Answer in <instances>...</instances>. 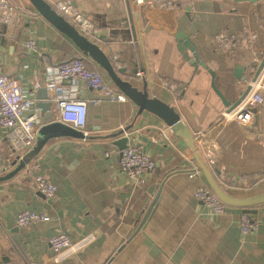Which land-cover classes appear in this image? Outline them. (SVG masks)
Wrapping results in <instances>:
<instances>
[{
	"label": "crops",
	"instance_id": "crops-1",
	"mask_svg": "<svg viewBox=\"0 0 264 264\" xmlns=\"http://www.w3.org/2000/svg\"><path fill=\"white\" fill-rule=\"evenodd\" d=\"M46 1L90 35L124 71L122 77L134 79L139 89L146 81L149 96L171 106L193 137L206 133V126L238 101L264 57L251 53L252 47L264 46V0ZM9 2L28 20L14 29L0 23V51L10 79L24 86L42 82L46 64L82 58L26 0ZM11 36L34 39L37 47L18 51ZM64 88L88 104L81 131L92 138L53 139L19 174L0 182V264H264V204L251 208L254 214L240 207L210 213L193 196L208 188L203 173L194 159L179 162L185 142L161 120L147 112L136 117L137 107L128 100L94 108L90 103L101 99L97 92L82 84ZM254 112L248 129L228 124L212 132L214 164L200 156L220 188L242 201L264 196V101ZM48 114L60 122L53 107ZM134 119L125 147L140 146L156 166L140 195H134V183L120 167L122 150L112 146L119 138L104 139ZM40 137L38 131L36 143ZM19 151L14 133L0 125V176L12 170L8 163ZM37 175L55 185L52 198L38 191ZM159 189L156 205L135 234ZM123 195L135 196L136 206L117 219ZM26 210L48 221L17 227V215ZM244 215L256 231L242 232ZM54 233L67 234L72 250L54 254L49 245Z\"/></svg>",
	"mask_w": 264,
	"mask_h": 264
},
{
	"label": "built area",
	"instance_id": "built-area-1",
	"mask_svg": "<svg viewBox=\"0 0 264 264\" xmlns=\"http://www.w3.org/2000/svg\"><path fill=\"white\" fill-rule=\"evenodd\" d=\"M76 19L81 20L80 15H77ZM0 23L14 29L20 24L26 26L28 20L21 16L9 0H0ZM82 24L81 26L86 30L88 25H85V21H82ZM10 38L18 51H34L37 47L34 39L14 36ZM251 53L254 57L264 55V46L252 47ZM46 65L48 67L42 82L24 86L8 77L0 51V125L14 133L20 148L19 158L31 151L36 143L37 132L43 126V120L40 117L41 109L38 107L40 100L37 91L39 89L46 90L47 101L51 104V109L53 107L57 111L60 123L78 131L83 130L86 125L88 104L77 100L74 94L66 92L65 84H82L97 92L101 99L90 103L94 108H98L104 102L125 103L127 101L123 94L114 91L109 86L100 72L88 69L85 61L80 58L57 65ZM246 82L245 95L233 105L223 109L216 123L206 126V133H198L194 137L192 146L182 149L180 163L191 162L193 153L197 151L200 156L206 157L207 164H214L217 146L212 132L228 124L237 125L241 129L249 128L257 117L254 111L264 101V64L259 73L254 74ZM119 164L123 172L134 183L133 190H136L134 195L142 194L143 181L155 173L156 166L153 159L140 146L130 143L121 151ZM194 171L199 172L197 168ZM34 180L38 191L46 198H52L55 195L57 190L55 185L46 178L37 175ZM193 196L214 215L223 214L230 209V206L224 204L209 187L198 189ZM120 200L122 206L114 213L117 219L136 206V199L133 195H123ZM47 221V216L33 210H26L17 215L15 225L24 228L35 222ZM240 225L244 234L256 231L255 224L246 215L241 217ZM88 239H91V236L78 242L83 243ZM49 245L54 254L60 255L64 251H71L74 243L67 234L54 233L49 237Z\"/></svg>",
	"mask_w": 264,
	"mask_h": 264
},
{
	"label": "water",
	"instance_id": "water-1",
	"mask_svg": "<svg viewBox=\"0 0 264 264\" xmlns=\"http://www.w3.org/2000/svg\"><path fill=\"white\" fill-rule=\"evenodd\" d=\"M26 1L47 23H49L54 29L64 35L72 43L73 47L77 49L83 59L89 60L92 64H94L106 78V80L109 81V83H111L118 91H120L128 101L137 107L136 117L143 112H147L155 116L170 129L174 137L183 140L186 147L192 146L194 143V137L185 128L171 106L156 99L155 97L149 96L146 89V81L143 80L142 88L139 89V87L136 86V81L134 79L126 76L122 77L121 75L124 73V71L116 69L114 64L103 52L100 46L94 40H92L91 36L82 33L73 23H71L64 15L54 9L46 0ZM263 64L264 58L261 61L260 66L257 68L255 75L259 73ZM37 95L40 100L38 107L41 109V113L44 114L43 126L39 130L41 137L37 141L36 145L31 149V151L26 153L24 156L19 158V156L16 155L14 159L13 157L11 158L8 166L11 167L12 170L6 175L0 176V182L8 181L19 174L35 157L39 155L44 146L53 139L69 137L87 140L92 138L86 137L81 131L75 130L56 121L52 115L48 114L51 111V104L47 101L45 89H39L37 91ZM244 95L245 91L238 100H240ZM134 122L135 119L129 127H125L124 129H121L104 139L109 140L119 138L112 143V146L118 148L119 150H123L128 142V137H125V133H127L128 130L132 128ZM193 159L196 161L198 168L203 173L208 187L224 204L230 207L244 208L245 214H254L255 211H252L251 208L264 204V196L244 201L233 199L223 189L220 188L208 170L207 166L201 161L200 155L197 151L193 153ZM160 192L161 189L158 190L150 206L144 213L141 221L138 224L135 234L145 224L146 219L149 217L153 207L156 205L157 200L160 197ZM132 236L133 234L131 237Z\"/></svg>",
	"mask_w": 264,
	"mask_h": 264
},
{
	"label": "trees",
	"instance_id": "trees-1",
	"mask_svg": "<svg viewBox=\"0 0 264 264\" xmlns=\"http://www.w3.org/2000/svg\"><path fill=\"white\" fill-rule=\"evenodd\" d=\"M76 59V58H73ZM81 59V58H80ZM83 60V59H82ZM85 61V60H84ZM86 67L91 70V68L88 66V63L85 61Z\"/></svg>",
	"mask_w": 264,
	"mask_h": 264
}]
</instances>
